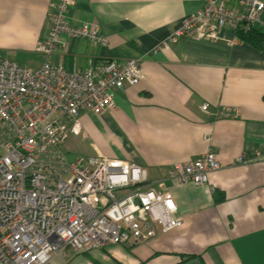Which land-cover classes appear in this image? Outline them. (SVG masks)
I'll return each mask as SVG.
<instances>
[{"label":"crops","instance_id":"crops-1","mask_svg":"<svg viewBox=\"0 0 264 264\" xmlns=\"http://www.w3.org/2000/svg\"><path fill=\"white\" fill-rule=\"evenodd\" d=\"M59 1L0 0V59L36 54L49 28L48 6ZM202 6V0H72L69 26L96 29L108 44L62 37L48 61L79 73L97 63H138L142 80L113 92L114 109L85 113L80 123L109 159L145 170V189L169 192L182 220L143 243L79 254L91 257L73 264H178L179 257H193L185 264H264V51L228 30L219 36L231 44L188 36L169 42ZM253 29L264 30V10ZM202 104L237 108L240 116L209 121ZM207 151L220 169L205 186L167 179L172 165ZM65 253L52 263L72 264Z\"/></svg>","mask_w":264,"mask_h":264},{"label":"built area","instance_id":"built-area-1","mask_svg":"<svg viewBox=\"0 0 264 264\" xmlns=\"http://www.w3.org/2000/svg\"><path fill=\"white\" fill-rule=\"evenodd\" d=\"M202 4L169 42L188 36L231 44L220 32L228 30L236 40L238 31L253 29L264 10V0ZM71 5L72 0L49 4V28L36 48L45 59L38 70L0 59V264H52L63 251L79 255L143 243L182 223L169 192L145 189V170L109 159L80 123L85 113L114 109L113 92L142 80L138 63H97L79 73L48 61L62 37L108 44L96 29L69 26ZM200 112L209 121L240 116L237 108L207 104ZM68 155L74 157L71 163ZM219 169L214 153L207 151L187 164L172 165L167 179L202 187Z\"/></svg>","mask_w":264,"mask_h":264},{"label":"rangeland","instance_id":"rangeland-1","mask_svg":"<svg viewBox=\"0 0 264 264\" xmlns=\"http://www.w3.org/2000/svg\"><path fill=\"white\" fill-rule=\"evenodd\" d=\"M44 59V58H43ZM42 56L38 53L34 54V55H26V54H18L16 55V58H14V63L18 64L20 67L25 68V67H30V69L32 70H38L41 66L43 62ZM66 160L68 161V163H71L74 160L73 156H65ZM98 252L102 255H106L108 254L107 249H101L98 250ZM66 258V261L70 262L73 264V260H79L80 258L82 259H90L91 257V253H87L86 255H71V252L66 251V253L63 255ZM52 264H56V261Z\"/></svg>","mask_w":264,"mask_h":264},{"label":"trees","instance_id":"trees-1","mask_svg":"<svg viewBox=\"0 0 264 264\" xmlns=\"http://www.w3.org/2000/svg\"><path fill=\"white\" fill-rule=\"evenodd\" d=\"M237 38L242 40L243 43L252 46L253 48L260 49L264 51V30L252 29L249 32L238 31L236 33ZM264 101V96H263ZM180 262L178 264H185L193 259V257H179ZM198 264H203L199 262Z\"/></svg>","mask_w":264,"mask_h":264}]
</instances>
